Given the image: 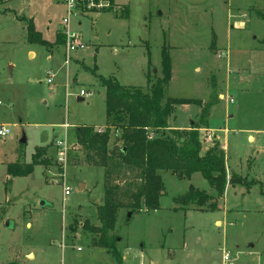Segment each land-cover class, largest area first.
<instances>
[{
  "label": "rangeland",
  "instance_id": "374dc122",
  "mask_svg": "<svg viewBox=\"0 0 264 264\" xmlns=\"http://www.w3.org/2000/svg\"><path fill=\"white\" fill-rule=\"evenodd\" d=\"M115 2L120 11L73 17L70 29L85 47L71 51L67 65L62 0H0V126L10 129L0 137V264H264V20L256 13L264 0ZM30 21L49 46L29 42ZM164 50L171 61L167 95L211 105L210 125L231 170L215 210L209 202H176L190 185L218 197L200 172L182 179L160 171L157 210L118 211L110 234L120 262L82 228L86 221L101 225L105 170L85 163L76 129L106 125L101 77L151 87L148 75L163 77ZM201 112L198 103L177 104L170 125H195ZM199 133L205 147L214 143L213 132ZM65 138L69 161L61 170L55 143ZM41 146L49 167L8 175L9 163L30 162ZM65 170L71 192L64 200L58 182ZM234 174L253 185L230 183Z\"/></svg>",
  "mask_w": 264,
  "mask_h": 264
},
{
  "label": "trees",
  "instance_id": "16d2710c",
  "mask_svg": "<svg viewBox=\"0 0 264 264\" xmlns=\"http://www.w3.org/2000/svg\"><path fill=\"white\" fill-rule=\"evenodd\" d=\"M125 12L123 9L122 13ZM256 13L264 20V8ZM27 31L29 42L50 45L36 30L33 21L28 22ZM59 38L60 34L56 41ZM262 42L264 44V39ZM162 63V78L153 81L148 75L151 87L125 86L112 78L101 77L106 88L105 130L101 133L98 127L88 125L76 129L77 143L85 152V163L105 170V193L97 210L101 225L86 221L82 228L96 236L92 240L94 246L108 248L118 260L116 238L110 234L115 228L118 211L121 208L132 212L143 208L157 210L164 193L160 171H169L182 179H191L194 173L200 172L217 190L218 197H215L190 185L187 193L176 198V202L183 206L203 207L209 202L208 210H215L217 199L223 196L227 187L225 150L219 141L205 147L199 133L201 127L208 125L211 105L202 109L200 122L190 130L171 129L169 120L177 104L201 105V101L167 95L171 61L166 50L163 51ZM113 132L120 133V136L111 143ZM47 151V146L37 147L30 162L9 163L8 175L27 176L37 165L49 167V160L45 157ZM229 182L244 183L248 188L254 183H248L246 178L236 174L230 177ZM70 228L77 231L75 223Z\"/></svg>",
  "mask_w": 264,
  "mask_h": 264
},
{
  "label": "built area",
  "instance_id": "2783aa9c",
  "mask_svg": "<svg viewBox=\"0 0 264 264\" xmlns=\"http://www.w3.org/2000/svg\"><path fill=\"white\" fill-rule=\"evenodd\" d=\"M62 3L65 6V15L62 19L63 22V31L61 32L67 37V44H66V52L67 59L65 58V63L68 65L70 62L69 53L71 51H75L78 49H83L85 47V43L78 40L77 36L71 31L70 24L72 22L73 17H84L95 13L106 12V11H113V10H120L118 5L116 4L115 0H62ZM66 57V56H65ZM48 83H53V74L49 73V77L47 79ZM86 93L82 90L80 95H85ZM231 101H233L231 99ZM105 130L104 127H99L98 131L103 133ZM10 133V129L5 126H0V137H5ZM116 135H120V133H116ZM56 149L58 152V161L61 163L60 169H66L68 166V151L70 149L69 142L67 138L60 139L55 143ZM65 174L63 175V181L58 182L65 184ZM71 192V188L64 185L63 193H64V200L66 196H68ZM227 259V256H226Z\"/></svg>",
  "mask_w": 264,
  "mask_h": 264
},
{
  "label": "crops",
  "instance_id": "0c3cea01",
  "mask_svg": "<svg viewBox=\"0 0 264 264\" xmlns=\"http://www.w3.org/2000/svg\"><path fill=\"white\" fill-rule=\"evenodd\" d=\"M223 96H224V99H225V95L223 94ZM170 97H172V96H170ZM174 98V97H173ZM232 99V98H231ZM231 99H230V101H231ZM233 100V99H232ZM201 101V100H200ZM232 102V101H231ZM206 104V103H205ZM204 104V105H205ZM203 104H202V101H201V110H202V106H204ZM175 111H176V106H175ZM175 111H174V113H173V115L175 116ZM172 115V116H173ZM171 116V117H172ZM210 116H211V110H210ZM210 116H209V118H208V125H205L204 127H201L200 129H202V128H205V129H207L208 131H211V133H212V136L213 137H216V138H214L215 140H214V142L215 141H219L220 142V144H221V146H222V148L225 150V146H224V144H223V140H222V136L220 135V134H218V132H215L213 129H212V127H211V125H210ZM170 117V118H171ZM194 122H195V120L194 121H192L191 122V124L187 127V128H181V127H176V125L174 126V127H171V125H170V120H169V125H170V128L171 129H179V130H183V129H190L191 128V126L194 124ZM99 127H104V126H99ZM98 127V128H99ZM199 129V130H200ZM225 153H226V150H225ZM226 165H227V155H226ZM227 169L230 171L231 169L229 168V167H227ZM232 171H234V170H232ZM28 225H30V224H28ZM82 225H83V223H82ZM33 254H34V258L36 257L35 256V253L34 252H32Z\"/></svg>",
  "mask_w": 264,
  "mask_h": 264
},
{
  "label": "water",
  "instance_id": "95a60500",
  "mask_svg": "<svg viewBox=\"0 0 264 264\" xmlns=\"http://www.w3.org/2000/svg\"><path fill=\"white\" fill-rule=\"evenodd\" d=\"M79 100H84V98H83V97H79ZM20 142H21V143H26V142H27L26 137L24 136V137L21 139ZM130 215H131V214H130Z\"/></svg>",
  "mask_w": 264,
  "mask_h": 264
}]
</instances>
